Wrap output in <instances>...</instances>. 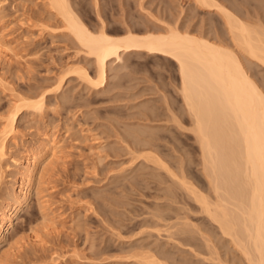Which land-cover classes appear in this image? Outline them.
I'll return each mask as SVG.
<instances>
[{"label": "rangeland", "instance_id": "1", "mask_svg": "<svg viewBox=\"0 0 264 264\" xmlns=\"http://www.w3.org/2000/svg\"><path fill=\"white\" fill-rule=\"evenodd\" d=\"M0 1V31L3 46H8L6 59L0 58V126L16 95L42 93L44 113L22 108L15 122L17 132L28 145L53 132L62 152L18 212L23 216L17 227L22 237L17 235L20 242L14 238L18 245L6 254L8 264L9 260L10 264H48L57 253L65 255L60 264H141L134 256L146 253L168 264H248L232 238L178 183L177 178H183L217 201L191 133L192 119L181 97L176 65L160 55L122 53L121 61L108 65L106 87L94 90L67 69L80 65L95 73L91 58L79 53L72 38L53 29L61 25L44 9V0ZM194 1L71 3L91 28L104 20L108 33L115 36L124 34L127 25L161 32L177 24L180 30L230 44L220 13ZM218 2L243 21L264 28V0ZM244 62L264 91V67L254 60ZM61 75L62 88L56 81ZM143 151L151 155L149 159ZM135 153L144 156L137 158ZM153 154L166 162L164 167L153 163ZM169 172L178 174L176 180Z\"/></svg>", "mask_w": 264, "mask_h": 264}, {"label": "bare ground", "instance_id": "2", "mask_svg": "<svg viewBox=\"0 0 264 264\" xmlns=\"http://www.w3.org/2000/svg\"><path fill=\"white\" fill-rule=\"evenodd\" d=\"M71 1L44 0L42 3L44 9H48L47 13L54 16L61 25L58 26L61 29L52 26L53 29L62 30V33L69 35L83 51L79 53L91 58L95 68L94 76L82 64V67L68 66L67 69L74 74L77 73L78 77L85 84L94 87V90L105 86L109 63L121 61L122 53L128 55L142 52L160 55L176 65L180 78L181 97L193 124L192 132L188 130L197 138L206 172L205 178L209 179L217 201L213 202L214 199L211 201V197L208 198L183 180L182 176V179L177 178V173L169 172V174L175 180L177 178L179 185L193 197L199 209L218 225L219 230L225 236L232 238L234 247L240 250L248 264H264V91L259 87L260 83L258 85V82L252 78V73H249L250 70L244 62V60H254L264 67V28L243 21L218 0H195L194 2L203 8L216 9L220 13L230 35V44L180 30L176 27L177 24L175 26L172 24L173 26H168L161 32L139 30L127 25L124 34L115 36L111 32L108 33L104 20H101L100 25L94 29L87 25L77 14ZM0 15L1 21L3 15ZM44 25V29L49 27L45 23ZM3 37L0 31V41H2L0 58L6 59L8 46L5 47L6 42L3 46ZM63 76L56 78L57 87H61ZM15 97L6 110L7 114H4L6 116L0 126V264H8L6 254L10 253L9 249L13 248L17 242L15 240L20 235L17 227L23 222V216H18V212L20 213L27 204L32 189L41 183L43 176L49 171L48 167H51L50 164L59 161L62 154L60 141L53 132L37 136L29 143L31 148L28 147L27 141L23 140V134L17 132L15 122L22 108L41 114L45 110V96L41 93L38 97L17 95ZM17 152H20V155ZM135 154L137 158L140 155ZM154 155L152 161L158 164V167L166 163H162L160 158L157 159ZM39 204L43 208L45 202L41 201ZM64 256L58 253L51 255L48 261L51 263L48 264H60ZM134 258L141 264H168L150 253L137 254Z\"/></svg>", "mask_w": 264, "mask_h": 264}]
</instances>
